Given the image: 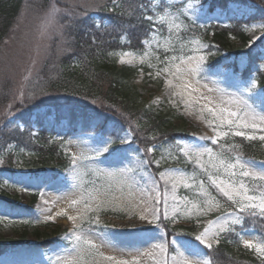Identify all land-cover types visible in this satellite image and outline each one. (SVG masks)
I'll list each match as a JSON object with an SVG mask.
<instances>
[{"label":"rangeland","instance_id":"rangeland-1","mask_svg":"<svg viewBox=\"0 0 264 264\" xmlns=\"http://www.w3.org/2000/svg\"><path fill=\"white\" fill-rule=\"evenodd\" d=\"M148 1L154 15L144 49L109 52L107 60L118 67L135 69L128 84L133 88L136 104L143 112L149 109L166 116L185 135L150 145L147 158L132 143L130 130L114 139L94 128L79 127L67 132L61 126L44 140L57 145L61 155L44 165L40 159L51 153L45 148L40 150L41 143H34L43 138L38 127L32 125L29 141L23 138L0 148V193L17 198L11 203L0 196V237L17 241L0 255V264H112L109 256L129 261L137 257L139 264H210L208 248L196 236L210 227L205 240L213 246L222 232L241 226L233 222L236 216L243 220L244 214L250 213H241L239 205L211 185L208 174L195 160L197 151L212 148L217 163L238 165L230 170L234 176L221 167L219 178L234 181L237 186L243 183L249 195L259 197L264 186V180L259 179L264 174L260 167L264 162V141L259 136L264 132L251 130L249 134L255 135L256 140L232 132L215 143L200 139L215 135L213 125H219V119L213 121L208 107L228 108L239 116L228 117L225 112V117L247 119L249 123L255 120L264 127L263 87L253 76L245 79L231 66L236 61L243 68L246 55L217 51V44L210 39L212 31L207 37L204 35L208 27L228 26L231 16L245 18L255 9L234 4L227 13L222 9L209 11L201 0ZM22 8L0 46V79L11 83L12 98L19 101L27 96L30 82L36 81L52 44L56 42L57 49H63L61 34L66 30L64 24L57 23L55 9L39 10L26 2ZM241 28L246 36L245 47L257 45L253 48L259 51L256 67L264 72V21L242 24ZM231 36L232 46H241V40ZM189 56L205 57L199 74L177 72L186 66ZM185 84L190 85L187 90ZM43 95L59 98L56 94ZM219 131L228 129L221 125ZM240 138L249 143V150L256 157L239 154ZM104 147L108 150L97 155ZM237 156L241 161L236 160ZM73 159L77 161L75 167ZM149 159L157 171L146 163ZM200 160L213 174L217 172L207 153ZM244 171L250 175L244 176ZM201 181L208 197L199 187ZM153 207L160 209L158 220L150 214ZM255 211L259 213L258 209ZM142 215L147 217L143 222ZM68 216L75 219L69 220ZM163 221L171 227L169 232L162 227ZM209 221H213L211 226ZM133 224L138 225L131 228ZM237 235L252 256L264 260V256L243 243L264 242V231L243 229ZM20 238L24 242L19 243ZM44 241L48 242L46 247L39 245Z\"/></svg>","mask_w":264,"mask_h":264},{"label":"trees","instance_id":"trees-1","mask_svg":"<svg viewBox=\"0 0 264 264\" xmlns=\"http://www.w3.org/2000/svg\"><path fill=\"white\" fill-rule=\"evenodd\" d=\"M201 1L208 5L209 11L222 9L229 13L234 4L255 9L245 18L231 16L228 27H208L204 35L207 37L212 31L210 39L217 44V51L243 52L246 65L240 68L241 65L234 61L231 64L233 70L245 79L253 76L264 89V72L256 67L260 62L259 51H253L257 45L245 47L246 36L241 30L242 24L264 21V0ZM24 2L39 10H56L57 23L66 27L61 34L63 49L58 50L56 42L52 44L49 57L43 62L36 81L30 82L27 96L22 101L13 99L11 83L0 79V148L11 142L19 143L23 138L29 141L32 125H36L43 140L34 143H41L40 150L45 148L51 153L48 158L40 159L46 165L52 162L58 150L44 141L45 136L61 126L68 131H76L79 127L94 128L114 139L130 130L132 143L148 158L150 145L174 141L184 134L177 131L166 116L149 109L143 112L136 104L133 88L128 84L135 69L118 67L107 60L109 52L143 50L142 40L148 37L152 25V20L147 17L154 15L148 0H0V46L21 15ZM231 35L241 40V46H232ZM45 93L56 94L59 98H46ZM249 147V143L242 142V155L256 157ZM149 164L158 170L151 162ZM0 196L11 203L17 201L16 197L7 194L0 193ZM34 201L35 198L31 199V204ZM241 224L235 231L223 233L219 243L206 250L210 264H264L241 247L236 232L255 229L261 233L264 218L244 214ZM162 227L165 231L171 230L165 221ZM20 239L19 243L24 242V238ZM16 242L0 237V255ZM39 244L46 247L48 242Z\"/></svg>","mask_w":264,"mask_h":264},{"label":"snow or ice","instance_id":"snow-or-ice-1","mask_svg":"<svg viewBox=\"0 0 264 264\" xmlns=\"http://www.w3.org/2000/svg\"><path fill=\"white\" fill-rule=\"evenodd\" d=\"M147 19L149 21L152 20L151 16H148ZM97 27H99V25H97ZM154 30V29H153ZM259 39V38H258ZM205 59L204 56H199V57H187V64L186 66L182 67V68H178L177 72H186L189 76H192L194 74H199L202 68L201 62ZM162 71L164 72H169V69H162ZM159 75V73H157ZM183 77L181 76V79ZM183 87L187 90L190 85L185 84L183 85ZM193 91H195L193 89ZM190 95V93H189ZM196 103H198L199 101H195ZM186 102V106H187ZM209 113H212L213 115V121H215L216 119H219V125H216L214 123L213 125V132L215 133V135H213L212 137H201L200 139H208L212 142H217L219 140V138L221 136H227L229 134V132H232L233 135L235 136H239V137H246L250 140H256L257 137L255 135H250L249 132L251 130H257V131H261L264 132V127H261V124L256 122L255 120H253L251 123H249L247 121V119H230L228 117H238L239 114L237 112H232L230 109L228 108H220L217 109L216 107H208L207 108ZM217 111H219V116L217 117ZM227 112L228 117L224 116V113ZM262 121H264V118H262ZM223 126L225 128L228 129V131H219V127ZM235 129V130H234ZM245 129L249 130V131H245ZM234 130V131H233ZM259 139L264 141V135L259 136ZM108 150V147H104L102 150H100L99 152H97V155H100L101 152H105ZM151 151V149H150ZM183 151V149L181 150ZM207 153L209 156V163L211 164V167L216 168L217 172L215 174H213L211 171H209V169L205 166V164L201 163L200 157L204 154ZM185 155H187V153H185ZM241 157L237 156L236 160L237 161H241ZM0 163H3V161H0ZM146 163H150L146 162ZM195 163L197 165H199L201 168H203L205 170V172L208 174V179L211 182V185H214L215 188L221 192L225 197H227L230 201H232L234 204L239 205V211L245 212V211H250V214L252 216H256L257 214H259L261 217H264V186H261L260 189V195L259 197H255V196H251L249 195V189L243 184L240 183L238 186L235 184L234 181L231 180H223L219 178V169L222 167L224 169L225 173H228L230 176H234L235 172L234 171H230L235 169L238 165L237 164H228V163H224L223 161H219L218 163L216 162V158L214 157L213 154V149L209 148V147H204L202 149H200L199 151L196 152V160ZM254 163V162H253ZM73 166L75 167L77 164V161L75 159H73L72 161ZM241 168L244 167L243 163H240L239 165ZM261 168H264V162H261L260 164ZM244 176H249L250 173L247 171H244L242 173ZM161 177H163V173H161ZM183 179V177H181V180ZM259 179L264 180V174L259 176ZM199 187L201 188V190L203 191L204 189V181H201L199 184ZM203 195L205 197H208L210 194L207 191H203ZM73 203H76V201H73ZM167 202L165 201V206H166ZM87 207V205H85ZM211 204L209 205V210H210ZM259 210V213H257L255 210ZM145 211L147 212L148 209L146 208ZM150 214L155 218V219H159L160 218V209L159 207H153L151 209ZM49 219H51V217H49ZM69 220H74L75 217L73 216H68ZM147 219L146 216L142 215L140 217V221L143 222ZM235 224H241L242 223V219L241 217L238 215L236 216L235 220L233 221ZM151 223V221H150ZM213 224V221H209V226H211ZM138 224H133V226L131 228L136 227ZM211 230L210 227H206L204 229V231L202 233H200V235L196 236V238L202 243L205 244V246L208 249H212V244L208 243L205 240V236L208 234V232ZM79 239V238H78ZM217 243H219V241L217 240ZM243 243L248 247V248H252L254 249L256 252L260 253L262 256H264V242L259 243V244H255L253 243L251 240H244ZM107 259L112 262V264H139V260L137 257H133L131 261L129 260H125V259H114V257H107ZM69 264H73V262H69Z\"/></svg>","mask_w":264,"mask_h":264}]
</instances>
